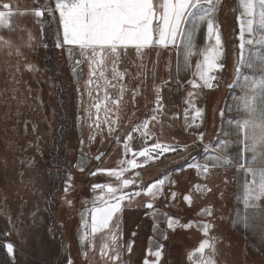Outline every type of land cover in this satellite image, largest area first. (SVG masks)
Wrapping results in <instances>:
<instances>
[{"label":"rangeland","instance_id":"obj_1","mask_svg":"<svg viewBox=\"0 0 264 264\" xmlns=\"http://www.w3.org/2000/svg\"><path fill=\"white\" fill-rule=\"evenodd\" d=\"M3 3L12 4L13 11L17 14L12 18L11 28L0 27V37H3L0 40V264H62L65 259L67 263L71 260L72 264H113L109 256L114 255L115 250L120 254L116 264H144L145 259H155L148 256L147 250L151 248L155 251L157 245L163 246L160 264H196L200 254L193 256L192 253L204 239H209L212 247L205 249L203 257L213 259L215 264H264V253L260 254L233 237L231 242L225 241V236L230 235L227 221L232 213L231 202L226 201L229 199L230 187H213L210 193L204 181L201 188L197 189L195 186L200 185L197 181L186 194L192 197L189 206L184 199L185 195L182 198L177 196L176 176L179 169L172 171L170 168V163L178 155L182 157V154H186H180L178 150L189 147L195 154L194 145H204L199 138L200 134L203 133L204 139L207 131H216L217 122L220 121L214 117L213 109L218 100H221L222 107L225 96L227 97L222 89L226 90L229 86L214 81L213 88L209 89L194 75L196 64L203 59L204 49L214 44V38L209 40L207 37L206 23L199 24L193 36L194 54L190 57V67L187 70L184 69L186 40L178 39L176 45L166 48L153 45L139 53L132 48L122 53L118 67L126 72V76L122 82L114 81L115 88H108L111 97L108 106L112 109L109 119L113 121L112 131L109 132L103 108L99 112L101 127L96 128L93 124L97 111L92 105L96 102L97 94L94 92L91 98L87 95V58L73 52L69 60L68 46H64L57 47L54 51L53 63L46 62L48 48L43 36V18H37L31 13V10L40 6L37 0H0V5ZM207 7L204 4L194 10L193 16L187 18L183 26L185 33L192 31L197 17ZM233 8H236L238 23V18L243 13L240 0H221L213 17L222 38L223 57L220 62L231 61L229 75L233 74L235 60L230 52L236 30L233 25ZM25 10H28V14H24ZM60 28L62 35V27ZM238 28L240 31L239 23ZM245 35L250 38L247 33ZM255 35L258 37L259 33ZM236 38L239 40V33ZM8 42H14L17 49H10ZM238 50L240 54L241 50ZM256 50L257 45L246 46L243 54L247 57ZM77 60L81 62L79 65L75 63ZM10 61L15 65L14 68L6 67L5 63L10 65ZM29 65L34 70H29ZM243 72L257 78L264 74L246 67ZM193 79L201 84L200 88L194 89L187 83ZM121 84L122 100L117 109L112 105V100L121 96ZM190 92L194 93L192 97H189ZM99 97L100 100L103 99V90ZM190 99L192 104L188 103ZM193 104L202 113L195 120ZM154 115L156 120L151 119ZM223 119L222 116V125ZM71 121L75 128L69 131ZM145 121H149L151 133L147 138L135 131L137 125H142ZM62 126L64 127L61 128ZM129 134L133 136L131 142L126 140ZM126 142L130 143L132 151H140L156 142L176 149L158 156L154 153V158L147 162L142 157H135L140 167L143 163H149L150 177L152 168L159 160L167 161L170 158L169 161L175 157L166 165L172 171L170 174H155L157 181L165 180L162 192L164 189L170 190V205L173 209L168 213L156 205L153 209L144 206L147 210L135 216L137 226L132 227V218L129 217L130 230L134 231L127 236L125 212L144 199L157 203L162 193L155 200L146 192L138 196L132 195L130 200L123 202V213L117 214L111 222L110 229H114L113 232H98L90 237V242L82 244V216L92 206L78 210L77 182H83V176L93 168L94 171L118 169L121 160L133 159L131 152L124 154L123 145ZM59 143L67 153L64 163L66 175L65 171H61L65 176V197H62L59 226L52 227L48 209L51 189L47 168L48 157ZM100 155V161L96 162V157ZM123 166L127 167L126 164ZM81 167L83 171L80 170ZM136 169H129L123 178L133 179L131 177L135 176L133 173ZM218 176H213L212 180L223 185V180L220 182L222 177ZM91 177L96 181L93 185H120L119 180L108 176L106 172L97 171ZM65 188L68 189L67 192ZM89 192L92 202L101 194V190L93 187ZM200 203L203 204L202 209L210 207L212 215L201 214V209L193 216V222H196L193 227H182L181 225L192 222L184 218L185 210ZM127 216L129 214L126 219ZM170 217L178 220L174 229L168 228ZM114 221L116 228L112 227ZM201 223L214 225L207 237L203 235L202 228L197 226ZM114 232L117 236L115 244L111 240ZM7 243L14 245V257L7 254ZM106 243L109 245L107 256L101 253Z\"/></svg>","mask_w":264,"mask_h":264},{"label":"snow or ice","instance_id":"obj_2","mask_svg":"<svg viewBox=\"0 0 264 264\" xmlns=\"http://www.w3.org/2000/svg\"><path fill=\"white\" fill-rule=\"evenodd\" d=\"M39 7L31 10L37 18H42L46 15L55 17L58 13V24L62 27V35L59 37L57 47L63 48L68 46L69 55L73 52H77L79 55L85 56L89 64V73L86 80L88 87L87 95L91 98L96 95V102L93 103V107L97 111V117L93 121L96 128L101 127L99 120V112L103 108L105 111V122L108 124V131H112L113 121L109 119V113L112 111L108 106V101L111 99L108 88L116 87V82H122L126 76V72L122 71L119 67L120 57L127 49L132 48L138 53L145 49L151 48L153 45H160L162 47H168L169 45H176L178 39L186 40V49L184 56V69L187 70L190 67V57L194 54L193 48V36L195 35L199 24L206 23L207 37L209 40L214 38V44L204 49L202 56L203 59L195 66L194 75L202 81L203 86L209 89L213 88L214 81L218 79L215 73L222 72L224 64L221 63L223 57L222 51V38L221 34L213 19L218 5L221 0H37ZM243 8V13L238 18L240 27L239 31V49L240 59L238 65L234 69L236 79L242 80L240 87L245 89L246 92H251L249 96L243 93L240 97L242 100L243 110L250 107V102L255 100V93L259 92L264 95V74L258 78L255 76H249L243 72V68H248L253 71H259L264 73V0H240ZM207 4L208 7L204 9L203 14L197 17V22L193 24L191 32L185 33L183 26L187 22V18L194 15V10L203 7ZM0 27L11 28L12 18L15 14L13 6L10 3H3L0 5ZM24 14H28V10H25ZM248 34L246 38L245 34ZM259 33L258 37L255 35ZM3 37H0L2 40ZM257 45L258 50L251 52L247 57L244 56V50L246 46ZM76 65L81 62L75 61ZM29 70L34 68L29 65ZM194 89L200 88L201 84L197 83L195 79L187 81ZM235 87V85H230ZM103 90V99L100 100L99 93ZM121 96L112 100V105L118 109L122 100L123 85L120 88ZM194 93H189V97H192ZM192 104L191 99L188 101ZM192 108L195 112L193 119L201 116V110L194 104ZM187 115V113H186ZM223 116V112L221 113ZM152 120H156V116L151 117ZM118 120V117H117ZM250 120H235L229 121V123H235L236 126H247ZM135 131L141 133L145 138L151 135L149 131V121H145L142 125H137ZM95 137L93 136L92 139ZM201 141L203 140V133L200 134ZM126 140L131 142L133 136L127 135ZM124 143V154L127 155L131 152L133 159L121 160L120 167L114 169H98L92 173L96 175L97 171L106 172L108 176L115 177L120 181L119 187H114L112 184L97 183L92 187L93 189L101 190V194L96 196L92 202V207L86 211L82 216V234L80 241L82 244L90 242V237H94L96 233L110 230L111 222L117 214L123 210V202L130 200L132 195L138 196L140 193H128L123 189L135 184L134 179H125L124 174L129 169H135L140 167L135 157H142L147 162L153 159V154L161 155L170 151H175L171 145L161 144L159 142L154 143L152 146H145L140 151H132L130 143ZM260 142H264V137L260 138ZM228 144L229 142L223 141L222 137L218 138L217 145ZM255 151V145L252 148ZM97 160L101 159V156L96 157ZM207 159L214 161L212 166H220L215 161L219 159L217 155L207 157ZM255 159V157H253ZM127 165L124 167L123 165ZM189 167L200 169L203 172H207L209 169L208 164L193 163L189 164ZM83 171V167L80 168ZM164 179L152 183L147 186L144 191L148 196L155 200L158 195L162 193ZM197 189L201 188V185L195 186ZM245 193L243 198V204L245 211L249 208H257L258 205L252 203L254 200H259L264 197V170L259 172V179L253 180L251 183L245 182ZM67 192L68 189L65 188ZM210 191V189H209ZM175 197V193L172 194ZM185 201L191 205V195H185ZM69 203H71L69 201ZM148 209H153L154 204L149 202L145 205ZM201 214L208 216L212 215L211 208H205L201 210ZM90 218V219H89ZM255 224V216H244L245 227L249 226V221ZM196 222H189L188 224L181 225L184 228H191ZM178 225V220L169 218L168 228L174 229ZM202 228L203 235L207 237L211 228L214 225L210 223H201L197 225ZM259 228L264 232V211L260 213ZM117 236L111 235L112 243L115 244ZM212 245L209 239H204L199 247L192 253L196 256L200 254V258L196 264H215V261L211 258L205 259L203 254L206 248H210ZM162 245H157L156 250L151 248L147 250V254L155 259H145L144 264H160L162 258ZM6 252L9 256L14 257L15 249L12 243L5 245ZM128 251L131 249L129 247ZM103 255H108L109 245L104 244L101 249ZM86 256L87 253L85 252ZM109 259L116 264L120 259L118 250H115V254L109 256ZM68 264H72L69 260Z\"/></svg>","mask_w":264,"mask_h":264},{"label":"trees","instance_id":"obj_3","mask_svg":"<svg viewBox=\"0 0 264 264\" xmlns=\"http://www.w3.org/2000/svg\"><path fill=\"white\" fill-rule=\"evenodd\" d=\"M43 0H40V3H42ZM54 5V2H53ZM231 13V11L229 12ZM232 13H234L235 15H233V20H234V28L236 29L235 35H234V39L233 42L234 44L231 46L230 48V52L231 55L233 56L234 60V69L237 67L238 65V60L240 59V54H239V40L236 38L238 36L239 33V28H238V23L236 20V8L234 10H232ZM42 22H43V36H44V40H45V44L46 47L48 48V52L46 53V56L48 57V60H46V62H49L50 64L53 63L52 60H54V51L57 49V43L59 40V37L61 36V28L60 25L58 24V13H56L55 17H51V16H44L42 17ZM233 38V37H232ZM13 43V44H12ZM8 42V46L11 47L10 49H17V46L15 45L14 42ZM8 47V49H9ZM235 50V51H233ZM4 59V57H3ZM12 61V60H11ZM10 61V65L6 64V67L8 68H14L15 65ZM226 60H224L223 64H224V69L222 72L216 73L215 75L218 76V79L216 80L218 83H221L224 86H229L226 90L222 89L223 93H227V97L225 96L224 102L222 104V107L220 105L221 100H218L217 104L214 106L213 109V115L214 117H217L218 120L220 122L218 123V128H216L215 132H210L207 131L206 134L204 135L205 138L203 139V143L205 146L207 147H212L214 142L216 141L217 135L220 133V128H221V113H224V109L226 106V101L228 98V95L230 93V85H233L235 80H236V74L233 71L232 75L228 74L229 69L231 68V61H227L225 63ZM228 82V83H227ZM227 83V84H226ZM221 86V85H220ZM221 90V88H220ZM2 99L1 95H0V100ZM65 117V116H64ZM63 118V117H62ZM63 121V119H62ZM63 125V123H62ZM64 126H62L61 128H63ZM75 125L74 122L71 121V125H70V130L74 129ZM204 147V146H203ZM195 149V154L193 153L192 150L189 149V147H185L184 149L178 150V152L180 154L182 153H186V154H182V157H176V159L172 158L171 160L167 161L165 159H161L157 162V164L152 168V176L150 177L149 174H151V172L149 171V163H143V165L141 167H138L135 170V173H133L132 176L130 175L131 178H135V184H133V186L123 190L124 192H128V193H135V192H139V193H144V189L151 185L152 183L157 181V177H155V174H159V175H166V174H170L174 169H179V173L176 176V191H177V196L179 197H183L184 195L189 193V189L191 188V186H193L194 184H196L197 180V175H196V168L194 167H189V164H193V163H200V160L202 159V157L207 153V149L202 148V145H197L193 147ZM67 157V153L65 148L61 147V143L58 144L56 150L53 153H50L49 157H48V168H47V176L48 179H50V189H51V193H50V198H49V203H48V209H49V216L50 219L52 221V227L55 226H59V213L62 207V197H63V193H64V181H65V176L63 175L64 173L61 171H65V175H66V169L65 168V160ZM174 159V162L170 163L172 160ZM164 162H166L164 164ZM74 163V162H72ZM171 164L172 166L170 167L172 169V171L169 170V168L166 166L168 164ZM94 172V168L89 170L84 176V181L83 182H77V184L79 185V189L77 192V204H78V210L81 211L82 209H85L87 207L92 206V201L90 199V192L89 189L93 186V183H96L95 180H92V173ZM62 173V174H61ZM60 178L58 179L59 175ZM131 174V173H130ZM90 176V177H89ZM79 193V194H78ZM65 197V196H64ZM63 197V198H64ZM170 197H171V192L168 189H164L162 192V195L160 196L159 200L157 201V203H153L151 200H141L140 202L135 203L134 208L132 209H128L125 212V235L128 236L129 233H131V231L134 230H130L131 229V225L129 224V217L132 218L131 223H133L132 227L137 226V223L135 221V216L139 215L140 213H143L144 211H146L147 209L144 207L147 203L151 202L154 204V206L156 205L160 210H164L168 213H170L169 210L173 209L170 205ZM203 207V204L200 203L198 206L191 207L189 209L185 210L184 218L186 220L189 221H195V214L197 212H199ZM146 209V210H145ZM123 213V212H122ZM129 214V216H127L126 219V215ZM134 219V221H133ZM118 222V219L116 220V223ZM112 227L116 228V224L115 221L112 223ZM114 229H110L111 232H113ZM119 233V231H118ZM123 233V230H122ZM112 234H116L115 232ZM124 234V233H123ZM200 239V238H199ZM195 242H197V239L194 240ZM195 244H193L192 247H194ZM65 249V246H64ZM62 264H68L65 261Z\"/></svg>","mask_w":264,"mask_h":264},{"label":"crops","instance_id":"obj_4","mask_svg":"<svg viewBox=\"0 0 264 264\" xmlns=\"http://www.w3.org/2000/svg\"><path fill=\"white\" fill-rule=\"evenodd\" d=\"M54 1V0H53ZM69 55V54H68ZM70 60V55L68 56ZM242 80H235V87H231L223 114L222 130L217 135L212 147L207 148V153L200 160V164H208L209 169L203 172L196 169L198 182L203 183L212 193V188L230 187L229 199L232 213L227 221L230 235L225 236V241L231 242L232 237L240 240L253 250L264 253V232L259 228L260 213L264 211V197L254 200L252 203L258 205L257 208H249L245 211L243 198L245 193V182L251 183L259 179V172L264 170V142L260 138L264 137V95L255 93V100L250 102V107L243 110L240 97L243 93L251 96V92H246L240 87ZM250 120L247 126H236L229 121ZM229 142L217 145L218 138ZM255 145V151L252 150ZM217 155L219 159L215 161L220 166H212L214 161L207 159L212 155ZM255 157V159H253ZM222 177L223 185L212 180L213 176ZM232 189V194H231ZM208 193V192H207ZM205 199V198H204ZM255 216V224L248 222L245 227L244 216ZM247 246V247H248Z\"/></svg>","mask_w":264,"mask_h":264},{"label":"water","instance_id":"obj_5","mask_svg":"<svg viewBox=\"0 0 264 264\" xmlns=\"http://www.w3.org/2000/svg\"><path fill=\"white\" fill-rule=\"evenodd\" d=\"M102 157V155H100ZM96 162H99L100 160L95 159Z\"/></svg>","mask_w":264,"mask_h":264},{"label":"built area","instance_id":"obj_6","mask_svg":"<svg viewBox=\"0 0 264 264\" xmlns=\"http://www.w3.org/2000/svg\"><path fill=\"white\" fill-rule=\"evenodd\" d=\"M149 141V139H147V142Z\"/></svg>","mask_w":264,"mask_h":264}]
</instances>
